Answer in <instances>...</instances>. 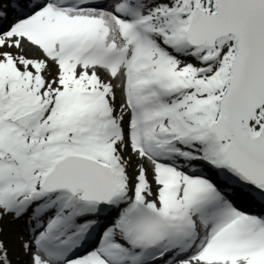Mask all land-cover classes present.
<instances>
[{
    "label": "snow or ice",
    "instance_id": "obj_1",
    "mask_svg": "<svg viewBox=\"0 0 264 264\" xmlns=\"http://www.w3.org/2000/svg\"><path fill=\"white\" fill-rule=\"evenodd\" d=\"M0 264H264V0H0Z\"/></svg>",
    "mask_w": 264,
    "mask_h": 264
},
{
    "label": "rangeland",
    "instance_id": "obj_2",
    "mask_svg": "<svg viewBox=\"0 0 264 264\" xmlns=\"http://www.w3.org/2000/svg\"><path fill=\"white\" fill-rule=\"evenodd\" d=\"M10 221V217H6L5 218V222H4V228H5V232H4V236L7 235V231H11L13 230L14 233L12 235H10L11 233H8L9 238L7 239V242L9 243V247L12 246V241L15 240L16 242L20 243V240L18 239L19 236H23L24 238H26V234L24 232V230L22 228H20V226H18V224L15 223H9ZM19 232V233H18ZM14 261H25L27 258L23 257L22 255H14V258H12Z\"/></svg>",
    "mask_w": 264,
    "mask_h": 264
},
{
    "label": "bare ground",
    "instance_id": "obj_3",
    "mask_svg": "<svg viewBox=\"0 0 264 264\" xmlns=\"http://www.w3.org/2000/svg\"><path fill=\"white\" fill-rule=\"evenodd\" d=\"M6 231H7V235L4 236V238L7 241V239L9 238V236L12 235L14 233V231L13 230H11V231L6 230ZM8 233H11V234L8 235ZM24 239H26V238H24ZM10 249H11L12 258H14V255H18V254L19 255H22L23 257H25L23 255L22 250L20 249V243L16 242L15 240L12 241V246H10Z\"/></svg>",
    "mask_w": 264,
    "mask_h": 264
}]
</instances>
